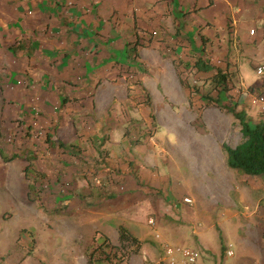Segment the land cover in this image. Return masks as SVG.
I'll return each mask as SVG.
<instances>
[{"label": "crops", "instance_id": "obj_1", "mask_svg": "<svg viewBox=\"0 0 264 264\" xmlns=\"http://www.w3.org/2000/svg\"><path fill=\"white\" fill-rule=\"evenodd\" d=\"M258 67L264 70V0H0V100L14 106L4 107L6 117L29 120L31 108L52 125L53 137L43 147L55 151L61 143L59 150L72 155L86 146L110 157L96 165L107 180L87 191L79 190L82 183L77 182L72 198L115 202L82 224L116 217L121 226L119 215L129 211L130 203L152 204L151 196L168 188L171 176L164 168L169 164L158 162L159 147L153 144L159 143L153 139L157 131L150 137L144 129L147 119L158 121L155 97L183 127L182 121H190L180 150L190 151L198 165L205 158V172L215 177L219 192L203 195L223 207L225 220L233 221L231 238L214 251L209 237L218 223L202 215L205 228L192 247L201 256L194 264H264V179L240 175L227 167L226 159L217 160L225 157L222 145L231 131L239 138L232 148L242 139L239 122L226 108L243 111L250 125L264 121V106L262 112L260 104H251L257 96L264 98V73L257 75ZM217 71L227 74L228 93L214 89ZM204 74L205 81L195 77ZM207 87L202 94L191 92ZM206 97L217 99L223 109ZM85 120L92 125L88 130H83ZM200 125L207 133H200ZM109 178H119L118 184L112 186ZM190 181L182 186H191ZM179 187L173 186L171 194ZM153 206L159 214L170 211L161 200ZM160 223L172 236L186 235L171 221ZM99 228L96 235L106 234L105 227ZM129 234L141 242L138 254L156 258V248L143 249V239ZM226 250L235 260H219L227 258L220 255ZM166 260L172 262L159 263L185 264Z\"/></svg>", "mask_w": 264, "mask_h": 264}, {"label": "rangeland", "instance_id": "obj_2", "mask_svg": "<svg viewBox=\"0 0 264 264\" xmlns=\"http://www.w3.org/2000/svg\"><path fill=\"white\" fill-rule=\"evenodd\" d=\"M250 75L254 77V73ZM195 77L200 78L201 81L207 79L205 74ZM194 88L191 92L195 95L209 90L207 87L201 92H194ZM241 91L238 89L236 97ZM260 97H256V104L252 103L253 100L251 104L254 106L260 104L259 108L261 109L264 102L258 101ZM6 105L4 101H1L0 264H86V256L89 250L98 246L103 239H106L109 244L113 242L115 244L113 246H118L115 239V231L119 227L117 220H115L116 217L104 222L98 220L90 225L81 223L93 212L95 214L96 212H106L107 208L110 209L113 206L115 200H89L87 195H83L79 199L78 196L72 198V192L77 189V182L82 183L79 184V190L87 191L91 187L94 188L96 183L99 184L102 181L104 183L107 180L105 175L101 176L102 171L96 167L97 162L105 160H102L105 152L103 150L94 152L92 149L89 150L86 146H82L79 147L78 151H74L75 155L72 154V156L69 152H63L59 148L55 151L51 147L47 149L43 145L46 144V139L53 137L54 132L50 129L52 125L43 121L40 113L31 108L33 113L31 111L29 120L18 121V117L9 120L8 116L6 117L7 113L4 107L12 108L14 106ZM153 108L156 109L158 121L147 119L148 125L147 123L144 124L145 134L152 137L157 131L153 138L161 145L153 143L159 147L157 160L169 164L168 167L164 168V171L171 176V182L167 184V192H155L151 196L152 204L146 202L140 206L136 204L138 202H132L129 204V211L124 214L121 213L119 216L122 217L123 222L121 221L122 224H120L122 227L124 226L129 233L139 239H143V249L147 247L156 248L159 254L154 260H149L147 254L129 253L123 264H157L160 259L169 263L172 261L166 259L170 258L172 260L173 258L179 259L176 260V263L182 261V257L178 253H174L172 256L167 255L164 252L165 247L192 249L195 241L200 239V232L205 228V226L202 228L203 220L200 219L202 215L211 216L212 222L218 223L216 225L217 231L212 229L213 232H210L209 237V243L213 244L214 251L219 245H226L227 239L231 238L230 227L233 221L231 219L225 220L222 215L223 207H219L220 204L217 205L216 201L211 202V197L208 195L206 196L209 198H205L203 195L207 192H219L215 177L212 178L205 172V158H201V164L198 165L190 151L180 150L181 145H183L181 144L182 137H189L186 128L192 127L190 121H182L186 128L183 127L182 124L178 123L176 115L166 113L164 105H161L156 97L153 100ZM250 122L252 124L251 120ZM159 123L160 127L158 128ZM88 125L90 126L91 122L82 121L83 130H88ZM199 129L201 134L207 133L206 128L201 125ZM176 136L182 137L176 140ZM238 139L235 131H231L227 144L232 147ZM161 147L167 149L166 153ZM154 148L157 151V147L154 146ZM105 155L110 158L107 154ZM66 156L69 157L68 160ZM218 156L217 160L223 163L225 157ZM180 157L183 160H180ZM10 158L13 159L10 161ZM207 159L209 160V158ZM116 162L119 164L118 161ZM176 163L179 164V168ZM189 171L191 172L190 175H188ZM207 171L212 172L210 169ZM189 178L191 179V186L183 187V183L189 181ZM118 179H110L113 183L111 185L116 186ZM201 183L204 188H201ZM180 185L176 195L171 194V188ZM120 186L123 187L118 185V189ZM107 189L108 187L105 188V190ZM247 190L248 188H245L242 192L247 193ZM184 197H187L190 203H184ZM156 200H161L170 211L162 212V214L157 213L153 206V202ZM79 211L83 212L82 217H79ZM242 211L244 210L242 209ZM150 218L154 221L153 225H148ZM160 221H171V223L184 229L186 235H170L167 226H164ZM243 221L244 228H247L246 220L243 219ZM136 224L141 226L138 227L139 230L134 227ZM101 227H105L106 234L96 235V229L102 230ZM193 231L194 234H192ZM155 235L158 237L156 238ZM232 250L235 251L233 248ZM226 253L227 250L223 253L221 251L220 255L227 258L220 257L219 260H235V256L229 257ZM137 255L140 256V260H138Z\"/></svg>", "mask_w": 264, "mask_h": 264}, {"label": "trees", "instance_id": "obj_3", "mask_svg": "<svg viewBox=\"0 0 264 264\" xmlns=\"http://www.w3.org/2000/svg\"><path fill=\"white\" fill-rule=\"evenodd\" d=\"M195 65L200 69H208L200 62H196ZM212 78L215 90L228 93L230 87L226 73L223 74L217 71ZM206 100L208 103L212 102L214 106L223 109V107L217 105V99L206 97ZM226 111L231 113L239 122L242 137L241 142L233 148L227 144L222 145L227 167L246 177H261L264 179V121L250 125L243 111L236 112L232 108H226ZM58 147L63 148V145L60 143ZM73 155L75 154L73 153ZM105 158L106 155L104 154L102 160ZM117 231L118 246H113L106 239H103L98 246L89 250L86 256V264H123L129 253H138L141 242L130 235L122 226H119Z\"/></svg>", "mask_w": 264, "mask_h": 264}, {"label": "built area", "instance_id": "obj_4", "mask_svg": "<svg viewBox=\"0 0 264 264\" xmlns=\"http://www.w3.org/2000/svg\"><path fill=\"white\" fill-rule=\"evenodd\" d=\"M152 34H155V33H152ZM249 34H253V31H250ZM256 73H257V75H262L264 73L263 68L262 67H258L256 69ZM258 101L259 102H264V98L263 97H260V98H258ZM35 115H37V113H35ZM183 202L188 204V203H190V200L188 198H183ZM148 223L149 224H152L153 223L152 219H149ZM165 253L167 255H173L174 253H178V254L181 255L182 260L185 263H194L201 256V252L199 250H196V249H190V248H173V247H170V246H166L165 247ZM227 255L230 256L231 255V251H228L227 252ZM157 264H163V263H157Z\"/></svg>", "mask_w": 264, "mask_h": 264}]
</instances>
